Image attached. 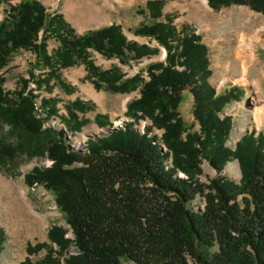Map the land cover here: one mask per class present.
Wrapping results in <instances>:
<instances>
[{"label":"trees","instance_id":"1","mask_svg":"<svg viewBox=\"0 0 264 264\" xmlns=\"http://www.w3.org/2000/svg\"><path fill=\"white\" fill-rule=\"evenodd\" d=\"M9 1L0 0V5ZM208 2L214 10L245 5L264 14V0ZM164 4V0H148L153 24L135 31L155 39L167 51L165 61L148 67L149 79L137 74L122 80L123 75L101 70L97 73L101 83L94 82L98 89L105 86L114 92L143 84L140 98L128 104L127 115L136 121H152L144 133L123 124L108 129L103 137L90 138L83 149L73 148L62 129L43 127L32 90L25 87L6 93L5 79L0 76V119L22 138L16 147L3 146L0 153L10 160L17 151L47 155L51 166L34 168L25 178L28 185H44L56 193L57 205L66 214L73 235L71 238L68 230L53 226L48 234L52 245L37 246L46 249L44 259L24 264H123V260L130 264H264V137L251 132L235 150L226 146L233 122L220 113L238 90L218 93L209 83L208 46L196 31L188 27L179 31L171 20L159 21ZM4 12L0 71L20 50L34 53L43 63L49 61L47 37L41 33L56 29V19H49L46 6L38 0H25ZM69 34H74L73 29ZM125 40L115 25L86 32L72 41L62 37L67 56L60 59L68 62H58L66 67L73 55L84 59L89 48L123 57L125 47L138 56L141 50ZM188 88L200 134L188 131L179 111ZM153 128L163 130L162 136L151 135ZM233 158L240 163L238 183L225 176L209 183L200 180L204 159L220 172ZM198 197L205 199L203 209L193 206ZM5 242L0 225V255ZM72 247L75 253L68 256Z\"/></svg>","mask_w":264,"mask_h":264},{"label":"rangeland","instance_id":"2","mask_svg":"<svg viewBox=\"0 0 264 264\" xmlns=\"http://www.w3.org/2000/svg\"><path fill=\"white\" fill-rule=\"evenodd\" d=\"M22 1L25 0H10L8 3L1 4L0 21L4 17L5 10ZM38 1L46 6L48 15H50L49 19H56L54 22L56 29L49 28L46 33H41V37H47L46 51L50 58L47 61L49 63L41 62L30 51L16 52L0 71V76L5 79L3 88L6 93L18 92L24 90L25 87H27V91L32 90L38 106L37 116L44 120L43 127L62 129L67 134L68 145L76 149H83L90 138H96L106 129V127L102 128L100 121L97 120L100 109L98 107L93 109L89 105V101L85 99L88 95L80 92V87L89 78L98 79L97 73L101 71L99 68L101 60L108 61L105 66L117 65L118 62L126 61L128 64H125L123 70L120 69V73L128 78L139 74L143 80H148V67L165 61L167 51L155 39L135 33L141 26L153 24L150 12L146 7L148 0H86L91 4L90 9H92V12L85 14L87 21L86 19L81 20L83 18L77 21V17H71L69 14L71 7L80 0ZM164 1L159 21L168 22L171 20L179 31H182L183 27L196 31L202 37L204 44L208 46L212 71L209 83L218 93L228 92L231 89L238 90L235 99L228 103L220 113L222 118L231 117L233 122L226 146L235 150L238 142L251 132L255 133V136L264 137V112L260 122L253 115L257 107L264 110V14L245 5H232L214 10L210 7L208 0H206L207 5L203 0ZM145 11L146 13H144ZM55 15L59 17L57 18ZM110 24L119 28L126 39V44L127 42L135 44L141 50L138 56L126 52L125 47L126 55L123 57L106 52L101 53L94 48H89L85 51L84 59L73 55V58H69L72 63L66 67L60 61L58 62V60L65 61L60 58L67 56L66 50H63L62 37L70 41L75 38L74 34H69L71 29H76L79 35H83L87 29L102 28ZM58 29H60L59 32ZM256 31H260L258 35H254ZM244 36L245 39H243ZM258 36L260 40L259 42L254 41V44L258 47L256 55L260 62L251 66L245 75L239 69V61L234 59L235 47L249 45L243 58L250 65V42ZM116 42L121 43L120 39L118 41L114 39V43ZM66 61L68 62V59ZM80 66H86V75L82 80L78 79L79 82H74V79L77 80ZM124 71L126 72L124 73ZM115 74L117 75L116 72ZM243 80L246 81V84L243 83ZM142 86L143 84H140L138 88L126 92H114L105 86L101 88L105 89L99 91L104 95L102 104L107 116L105 118L112 116L119 124L126 121L128 125H133V128L138 130H146L152 125L149 118H141L136 121L133 116L127 115L128 104L140 98ZM258 100L261 102L259 101L260 104L256 105ZM43 101H45L44 104ZM51 108L54 111L50 110ZM179 111L187 124L188 131L200 134L201 127L193 113L194 99L190 88L183 92ZM74 115H78L80 124L76 130L71 131L68 122L75 119ZM74 128L76 127L74 126ZM153 134L161 137L163 130L153 128L151 135ZM187 134L188 132L185 133L186 136ZM21 139L18 130L13 129L11 125L0 119V150L3 146L14 145L16 147ZM0 157H3V161L0 160V225L6 237L0 255V264L38 262L44 259L47 251L45 248L39 250L37 246L39 244L52 245L48 234L53 226L65 228L68 230V236L73 238L66 214L57 205L56 193L44 185H28L25 178L34 168H48L52 161L48 159L47 155L45 157L31 156L18 151L13 160L1 153ZM168 165L171 167L170 162ZM202 169L200 180L204 183H209L218 176H225L238 183L242 177L237 158L231 159L220 172L207 159H204ZM193 206L195 209H203L205 199L198 197L193 202ZM53 248L57 250L56 246ZM74 253L75 247H72L67 255ZM123 264L130 263L123 260Z\"/></svg>","mask_w":264,"mask_h":264},{"label":"crops","instance_id":"3","mask_svg":"<svg viewBox=\"0 0 264 264\" xmlns=\"http://www.w3.org/2000/svg\"><path fill=\"white\" fill-rule=\"evenodd\" d=\"M102 5V4H101ZM100 5V6H101ZM93 21V20H92ZM76 24V23H75ZM110 26H112V24H110V25H108V26H105V27H110ZM105 27H102V28H105ZM99 29H101V28H98V27H96V28H90V29H87V31L86 32H89V31H93V30H99ZM73 31H74V36L76 37V38H78V37H80V36H83V35H79L78 34V31L76 30V29H73ZM123 33V32H122ZM86 34V33H85ZM101 62L103 63H101L100 65H101V67H99V68H101V70L102 71H110V72H116L117 73V75H123V79L122 80H126V79H128V77L126 76V75H124V74H122V73H120L121 72V70L120 69H122V68H125L124 66H125V64H128L126 61H122L121 63H116L117 65H106L105 66V63H107L108 61H105V62H103L102 60H101ZM110 62V61H109ZM95 65H97L96 63H94ZM127 67V66H126ZM123 70V69H122ZM126 71H124V73H125ZM78 73V76H77V80H75L74 79V82H79L78 81V79H80V80H82V78H84L85 77V75H86V66H84V67H82V66H80V69H79V71L77 72ZM71 77H73L72 75H71ZM74 78V77H73ZM130 78V77H129ZM132 78V77H131ZM95 77H91V78H89L86 82H85V84H83V86L82 87H80V92L82 93V94H86V95H88L87 96V98H85L86 99V101H89V105L94 109V108H96V107H98L100 110H98L99 111V115H97V120L98 121H100V123H101V127L102 128H104V127H106V128H108V127H110V126H112L113 124H114V122H115V119H113L112 118V116H110L109 118H105V117H107L106 116V112L103 110V104H102V99H103V93H100L99 91H101V90H105V89H97L96 88V86H95V83L94 82H99V83H101L98 79H96L95 81ZM61 81L64 83V84H66L65 83V81H63L62 79H61ZM106 91H108V90H106ZM103 92V91H102ZM91 101V102H90ZM101 107H100V106ZM91 111V110H90ZM78 116V115H77ZM77 116H75L74 115V117L73 118H75L73 121H69L68 122V126H69V128H70V130L71 131H74V130H76L77 129V126L80 124V122L78 121V117ZM74 126L76 127V128H74Z\"/></svg>","mask_w":264,"mask_h":264},{"label":"bare ground","instance_id":"4","mask_svg":"<svg viewBox=\"0 0 264 264\" xmlns=\"http://www.w3.org/2000/svg\"><path fill=\"white\" fill-rule=\"evenodd\" d=\"M79 1V0H78ZM85 2H87V3H85ZM203 2H204V4L205 5H207V2H206V0H203ZM98 6V5H97ZM91 8V4L88 2V1H86V0H84V1H79V2H77V3H75V6H73V7H71V9H70V11H69V14H70V16L72 17V16H75V17H77V21H79L81 18H83V19H81V20H85L86 19V21H87V18H86V16H85V14H89V12L91 11L92 12V9H90ZM94 10V9H93ZM93 16V15H92ZM89 19V18H88ZM257 29V28H256ZM259 30V29H258ZM260 31H256V33L254 34V35H258V33H259ZM253 35V34H252ZM260 35V34H259ZM243 39H245V36L243 37ZM242 39V40H243ZM259 40H260V38H259V36L257 37V38H255V39H253L252 40V42H250V65H249V63H248V61H246V60H244V58L243 57H245L244 55V53H245V51L247 50V46H249V45H247V46H245V45H237L236 47H235V54H234V59L236 60V61H239V69H240V71L241 72H243L245 75H247V73H248V71H249V69L251 68V66H253V65H257L259 62H260V60L258 59V57H257V55H256V49L258 48L255 44H254V41H258L259 42ZM244 41V40H243ZM257 44V43H256ZM259 45V44H258ZM262 45V44H261ZM262 71V70H261ZM242 77V76H241ZM247 78V77H246ZM245 78V79H246ZM244 79V78H243ZM244 82V84H246V81L245 80H243ZM247 83H248V80H247ZM256 99V98H255ZM257 100V99H256ZM260 100H258V102H256V105L257 104H260V102H259ZM256 107V106H255ZM264 112V110L263 109H261V108H258L257 107V109H255L254 110V118L258 121V122H260L261 120H260V118L261 117H263V115H262V113ZM115 125H116V127H117V125H119L120 127H122V124H119V123H115ZM142 133H144L145 132V130H140ZM7 185V184H6ZM8 186V185H7ZM10 187V186H9Z\"/></svg>","mask_w":264,"mask_h":264},{"label":"water","instance_id":"5","mask_svg":"<svg viewBox=\"0 0 264 264\" xmlns=\"http://www.w3.org/2000/svg\"><path fill=\"white\" fill-rule=\"evenodd\" d=\"M105 132H101L100 134H98L97 136H96V138L97 137H103L105 134H104Z\"/></svg>","mask_w":264,"mask_h":264}]
</instances>
